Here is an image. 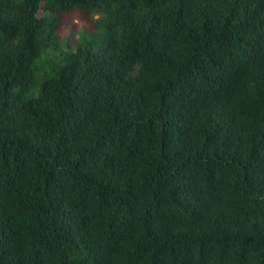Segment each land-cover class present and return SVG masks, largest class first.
<instances>
[{"label": "trees", "instance_id": "obj_1", "mask_svg": "<svg viewBox=\"0 0 264 264\" xmlns=\"http://www.w3.org/2000/svg\"><path fill=\"white\" fill-rule=\"evenodd\" d=\"M0 264H264V0H0Z\"/></svg>", "mask_w": 264, "mask_h": 264}, {"label": "rangeland", "instance_id": "obj_2", "mask_svg": "<svg viewBox=\"0 0 264 264\" xmlns=\"http://www.w3.org/2000/svg\"><path fill=\"white\" fill-rule=\"evenodd\" d=\"M39 16L41 15V11L38 13ZM84 24H87L86 21H82V20H78V19H72L71 21H66V23H64V27L66 30L67 29H70V28H74L75 29V26L73 25H77L78 27L80 26H83Z\"/></svg>", "mask_w": 264, "mask_h": 264}]
</instances>
